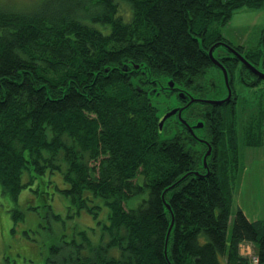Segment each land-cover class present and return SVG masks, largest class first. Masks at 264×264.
<instances>
[{
    "label": "trees",
    "instance_id": "1",
    "mask_svg": "<svg viewBox=\"0 0 264 264\" xmlns=\"http://www.w3.org/2000/svg\"><path fill=\"white\" fill-rule=\"evenodd\" d=\"M244 8L264 10V0H42L27 11L0 8L1 191L16 198L30 188L44 201L60 192L72 215L86 211L94 219L107 208L96 242L92 228L58 225L60 239L69 233L71 240L67 255L52 264H168L170 215L161 194L186 173H204L205 148L170 123L159 137L147 74L122 66L144 64L151 80L171 79L209 97L216 91L213 67L200 47L227 42L253 65L264 61L261 42L244 53L221 34ZM214 56L230 74L233 97L188 109V120L204 122L199 134L212 153L205 179L191 176L165 195L174 216L167 257L170 264H251L239 253L249 243L256 264H264V221L231 213L241 171L234 74L249 88L264 81L220 48ZM250 138L245 134L242 144L257 146ZM55 208L61 210L57 202ZM21 217L12 215L14 222ZM40 228L49 227L33 224Z\"/></svg>",
    "mask_w": 264,
    "mask_h": 264
},
{
    "label": "rangeland",
    "instance_id": "2",
    "mask_svg": "<svg viewBox=\"0 0 264 264\" xmlns=\"http://www.w3.org/2000/svg\"><path fill=\"white\" fill-rule=\"evenodd\" d=\"M41 1L42 0H0V8L27 11L37 6ZM245 11H249L250 13H263L259 16L260 21L257 25L250 27L244 24L245 26L243 25L244 27L242 26L240 28L235 27V23L228 24V26L226 25V34L230 37V41L222 34L223 28L221 29V34L229 43L231 42L234 47H239L236 46V44L239 43L242 45L244 44V53L250 50L256 52L260 47L264 28V10L258 11L244 8L237 11L235 15L248 13ZM239 18L236 19L238 20ZM261 47H263L262 43ZM211 70V74L213 75V69ZM260 70L264 72L262 65ZM212 75L209 76L210 79L211 77L213 78ZM234 75V88L238 97L236 103V116L239 143L240 137L248 134L251 137L250 139H254L255 142H258V145L252 148H263L264 145H262L261 134L264 132V84L255 88H249L239 81V73L236 74L235 71ZM218 84L221 86L220 82ZM211 96L210 93L209 97ZM166 98L168 99L169 105L173 97L169 98L167 96ZM161 107H163L162 104ZM176 128L178 127L174 129ZM169 133H171V131H169ZM256 135L261 136L256 138ZM54 181L60 188L62 187V179L59 173H56ZM54 195L55 196L49 201H44L41 195L37 196L32 192V189L26 188L21 190L16 198H12L7 193H3L0 188V264H43L44 260L47 262V259H49L47 264H52L53 261L64 258L69 252L71 236L67 233L61 240L57 227L58 225L64 224L66 221L74 224L76 227L75 231L86 229L91 232V228L94 229V231L90 233L91 239L93 242L98 240V236L102 230V224L108 222L105 216V214L107 215V208H103L96 219L86 211H81L79 215H72V211L69 210L70 206L68 201L61 193L55 192ZM56 202L61 209L60 211L55 208ZM15 211H19L22 215L21 219L18 218L16 222H14L12 218ZM68 211L69 214L67 213ZM98 221L101 223L98 224ZM35 222L41 224L42 227L46 226L49 228L42 230L40 228L35 231V229H32ZM70 227L71 226H68V231ZM27 229H29V232L24 234L23 232ZM229 232L230 226L228 227V234ZM25 242L29 244L28 248H38L40 250V255L37 257L29 252L25 253L24 248H27L25 247ZM52 246L59 247L60 251L54 254L51 251ZM253 252L252 245H244L239 248L241 256L245 255L244 257L250 259L251 264H256L254 257L251 256Z\"/></svg>",
    "mask_w": 264,
    "mask_h": 264
},
{
    "label": "water",
    "instance_id": "3",
    "mask_svg": "<svg viewBox=\"0 0 264 264\" xmlns=\"http://www.w3.org/2000/svg\"><path fill=\"white\" fill-rule=\"evenodd\" d=\"M261 43L263 45V52H264V31L261 38ZM220 48L222 52L226 53L230 58H233L239 62L240 65H242L248 72H250L252 75H254L257 79L264 81V72L260 70L261 65L255 66L251 62H249L243 54L238 52L236 49H234L232 46H230L227 42H218L217 44H214L211 46L208 50H204L200 47L202 52L205 54V56L208 58L209 62L211 63V66L214 69V88L215 92L212 94L211 97L206 98H198L194 95L190 94L188 91H186L183 88L177 87L175 83L171 79L165 80L163 83L158 82L156 80H151L150 73L147 71L146 66L144 64H134L132 62L125 63L122 66V71L124 73L129 72V70L133 72H141L142 74H147L148 82L151 85H154L150 90H148L147 97L149 100V105L156 109L157 111V129H158V136L163 137V130L167 123H170L172 117L176 115L175 122L177 123L179 128H183L187 131L188 135L192 138L194 142H196L198 145L205 148V151L201 157V167L204 170V173L201 172H189L181 176L177 181H175L170 186L166 187L165 190L161 194V200L162 203L166 209V212L170 215V222L167 229L166 237H165V243H164V258L165 261L169 263L168 257H167V247H168V239L171 234L173 224H174V216L173 212L170 208V205L165 200L166 193L172 191L177 186H179L182 182H184L189 177H197L199 179H205L208 176L209 169L207 167V159L210 157L212 153V146L209 144L208 141L203 139L201 135L199 134V130H202L204 128V122L200 119L196 120H188L187 113L189 112V108L193 105H207V106H219L223 104H229L233 97V89L231 86V79L230 74L228 70L225 68V66L222 64L221 61L217 59L216 56H214V50ZM264 64V61H262V65ZM263 67V66H262ZM109 68L106 69L108 71ZM212 72V70H211ZM221 86H219V82ZM167 91L169 93L175 92L177 95V98H174V100L178 99L180 102H182L183 106H176V104L171 103L170 107L171 109H166L169 107L168 105V99L163 98V108L158 104L156 101V98H158L161 94L160 92ZM223 91V94H222ZM223 95V96H222ZM168 105V106H167ZM169 107V108H170ZM186 113V118L183 117V114ZM174 122V123H175ZM201 133V132H200Z\"/></svg>",
    "mask_w": 264,
    "mask_h": 264
},
{
    "label": "crops",
    "instance_id": "4",
    "mask_svg": "<svg viewBox=\"0 0 264 264\" xmlns=\"http://www.w3.org/2000/svg\"><path fill=\"white\" fill-rule=\"evenodd\" d=\"M245 12L248 13L242 15L234 14L229 24L235 23L236 26H234L238 28L242 27L244 24L254 27L260 21L259 16L263 14L261 12ZM236 18L239 19L237 20ZM227 26L223 28L222 34L228 41H230V37L226 34ZM243 45L241 43L236 44V46L239 47H244ZM261 135L262 145H264V132ZM261 135H256V138H259ZM248 137H250V135H248ZM243 142V136H241V145L239 147L241 171L238 178L237 188L233 193L231 213L234 214V211L239 209L248 221H264V146L263 148H251L243 145ZM242 244L244 243H241L239 248L244 245L251 246L249 243ZM251 256L254 257V255Z\"/></svg>",
    "mask_w": 264,
    "mask_h": 264
},
{
    "label": "flooded vegetation",
    "instance_id": "5",
    "mask_svg": "<svg viewBox=\"0 0 264 264\" xmlns=\"http://www.w3.org/2000/svg\"><path fill=\"white\" fill-rule=\"evenodd\" d=\"M152 87H154V85H152ZM160 94H161V95H160L158 98H156V101L159 102L158 104H161V101H163V98L166 99L167 96H168L169 98H170V97L177 98V95H176L175 92H173V93H169V92H167V91H162V92H160ZM171 103H172V105H173V104H176V106H183V105H184V104H183L182 102H180L178 99H176V100L171 99V102H170V104H169V107H170ZM169 107L166 109V111L169 110V109H171V107H170V108H169ZM162 108H163V107H162ZM184 117L186 118V113L184 114ZM175 118H176V115H174V116L172 117L173 120L170 121V126H172L173 128L178 127V125H177L176 122H175ZM174 122H175V123H174Z\"/></svg>",
    "mask_w": 264,
    "mask_h": 264
},
{
    "label": "built area",
    "instance_id": "6",
    "mask_svg": "<svg viewBox=\"0 0 264 264\" xmlns=\"http://www.w3.org/2000/svg\"><path fill=\"white\" fill-rule=\"evenodd\" d=\"M257 261H256V259H255V263H256Z\"/></svg>",
    "mask_w": 264,
    "mask_h": 264
}]
</instances>
